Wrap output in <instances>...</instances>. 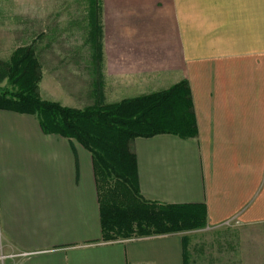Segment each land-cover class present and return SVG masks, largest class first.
Listing matches in <instances>:
<instances>
[{
    "label": "crops",
    "instance_id": "obj_1",
    "mask_svg": "<svg viewBox=\"0 0 264 264\" xmlns=\"http://www.w3.org/2000/svg\"><path fill=\"white\" fill-rule=\"evenodd\" d=\"M95 5L88 49L44 34L41 99L85 110L187 82L197 137L129 149L143 200L203 205L205 223L102 241L91 154L0 110V264H264V0Z\"/></svg>",
    "mask_w": 264,
    "mask_h": 264
},
{
    "label": "trees",
    "instance_id": "obj_2",
    "mask_svg": "<svg viewBox=\"0 0 264 264\" xmlns=\"http://www.w3.org/2000/svg\"><path fill=\"white\" fill-rule=\"evenodd\" d=\"M4 70L16 90H0V110L35 116L44 134L74 140L91 154L102 241L162 236L203 227V205H165L141 198L136 158L129 149L130 142L138 138L197 137L187 82L117 104L75 110L40 98L41 68L32 47L17 48Z\"/></svg>",
    "mask_w": 264,
    "mask_h": 264
},
{
    "label": "rangeland",
    "instance_id": "obj_3",
    "mask_svg": "<svg viewBox=\"0 0 264 264\" xmlns=\"http://www.w3.org/2000/svg\"><path fill=\"white\" fill-rule=\"evenodd\" d=\"M96 1L0 0V90H16L6 77L4 65L8 63L13 52L20 47H32L41 68L42 78L41 62L46 55L43 48L46 41L45 33H52L55 40L58 39L57 36H60V39L64 41L61 43L53 41L55 46L81 44L88 49L87 36L92 34L93 14L97 12ZM71 79L72 77L70 81ZM99 107L103 106L92 108Z\"/></svg>",
    "mask_w": 264,
    "mask_h": 264
}]
</instances>
